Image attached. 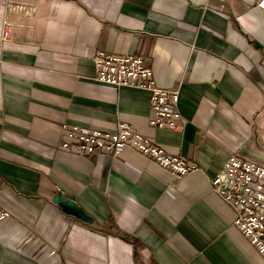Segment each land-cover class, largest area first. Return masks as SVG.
Here are the masks:
<instances>
[{
	"label": "crops",
	"instance_id": "crops-1",
	"mask_svg": "<svg viewBox=\"0 0 264 264\" xmlns=\"http://www.w3.org/2000/svg\"><path fill=\"white\" fill-rule=\"evenodd\" d=\"M256 1L0 0V264H264L210 185L231 154L264 164ZM99 51L142 55L178 92L180 126L149 124L147 89L96 80ZM119 121L196 169L176 177L130 147L60 146L64 123Z\"/></svg>",
	"mask_w": 264,
	"mask_h": 264
},
{
	"label": "built area",
	"instance_id": "built-area-1",
	"mask_svg": "<svg viewBox=\"0 0 264 264\" xmlns=\"http://www.w3.org/2000/svg\"><path fill=\"white\" fill-rule=\"evenodd\" d=\"M256 6L264 11V0H257ZM8 35V22H5L2 36L7 38ZM93 62L96 80L117 87L132 86L149 91L150 125L161 129L180 126L178 92L156 85L153 69L145 65L142 55L99 51ZM61 132V148L72 153L117 154L130 147L176 177L196 169L193 163L180 155L167 153L124 121H119L113 131L64 123ZM210 185L211 190L235 210L233 227L257 253L264 256V164L231 154L221 171L211 179ZM9 215L8 210L0 207V221Z\"/></svg>",
	"mask_w": 264,
	"mask_h": 264
},
{
	"label": "water",
	"instance_id": "water-1",
	"mask_svg": "<svg viewBox=\"0 0 264 264\" xmlns=\"http://www.w3.org/2000/svg\"><path fill=\"white\" fill-rule=\"evenodd\" d=\"M54 202L57 203L64 212L74 213L76 211L77 216L79 218H81L82 220L86 222L91 221L88 215H86V213H84V211H82L80 207H78L74 201L70 199H65L60 194H57L56 197L54 198Z\"/></svg>",
	"mask_w": 264,
	"mask_h": 264
}]
</instances>
